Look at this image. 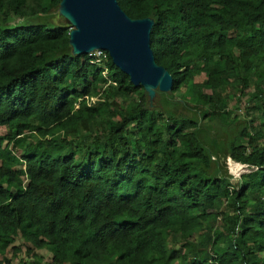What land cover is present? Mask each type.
I'll list each match as a JSON object with an SVG mask.
<instances>
[{
  "label": "trees",
  "instance_id": "trees-1",
  "mask_svg": "<svg viewBox=\"0 0 264 264\" xmlns=\"http://www.w3.org/2000/svg\"><path fill=\"white\" fill-rule=\"evenodd\" d=\"M117 2L154 21L152 103L72 54L60 0H0V256L264 264V0Z\"/></svg>",
  "mask_w": 264,
  "mask_h": 264
},
{
  "label": "water",
  "instance_id": "water-1",
  "mask_svg": "<svg viewBox=\"0 0 264 264\" xmlns=\"http://www.w3.org/2000/svg\"><path fill=\"white\" fill-rule=\"evenodd\" d=\"M58 14L72 27L68 43L73 55L107 51L130 82L143 87L150 103L157 90H172L171 75L155 63L150 47L152 19L129 18L117 0H61Z\"/></svg>",
  "mask_w": 264,
  "mask_h": 264
},
{
  "label": "rangeland",
  "instance_id": "rangeland-1",
  "mask_svg": "<svg viewBox=\"0 0 264 264\" xmlns=\"http://www.w3.org/2000/svg\"><path fill=\"white\" fill-rule=\"evenodd\" d=\"M15 21V23H17ZM49 22L52 24L63 23L64 21L57 15H53ZM202 78L199 79L201 81ZM5 128H0V135L5 134ZM227 173L233 177V179L238 180L240 175L249 171L247 167L235 164L232 160L226 159L225 161ZM14 249L11 247L7 250L4 256H0V262L9 264H52L51 257L46 250L37 251L35 256L32 253L27 254V245L21 240L17 239L15 241Z\"/></svg>",
  "mask_w": 264,
  "mask_h": 264
},
{
  "label": "clouds",
  "instance_id": "clouds-1",
  "mask_svg": "<svg viewBox=\"0 0 264 264\" xmlns=\"http://www.w3.org/2000/svg\"><path fill=\"white\" fill-rule=\"evenodd\" d=\"M61 1V0H60ZM118 3V2H117ZM57 12H58V9H57ZM59 15V14H58ZM61 17V16H60ZM62 18V17H61ZM63 19V18H62ZM144 19V18H143ZM65 20V19H64ZM133 20H137V19H133ZM66 21V20H65ZM154 22V21H153ZM66 23H68L67 21H66ZM154 24V23H153ZM68 25H69V23H68ZM70 26V25H69ZM153 27V26H152ZM71 29H72V27L70 26V31H71ZM69 31V32H70ZM69 41V40H68ZM70 46V45H69ZM71 48V47H70ZM71 52H72V50H71ZM82 55H87L88 57H89V59H90V63L92 64V65H94V66H96V67H98L101 71H102V76L104 77V78H106L107 79V77H108V68H107V62H108V59H110V61H111V63L113 64V62H112V60H111V58H110V56H109V54H108V52L107 51H105V50H103V49H95V50H93V51H91L90 53H88V54H82ZM74 56H81V55H74ZM154 56V55H153ZM155 61V60H154ZM156 63V62H155ZM113 66H115L114 64H113ZM159 66V65H158ZM120 72H122L117 66H115ZM166 70V69H165ZM167 71V70H166ZM124 75H126L124 72H122ZM170 74V73H169ZM127 77H128V75H126ZM172 77V76H171ZM128 79H129V77H128ZM172 81H173V79H172ZM129 82H130V80H129ZM131 83V82H130ZM132 84V83H131ZM133 85V84H132ZM134 86V85H133ZM135 87H139V86H135ZM140 87H142V86H140ZM143 88V87H142ZM158 91V90H157ZM156 91V92H157ZM156 97V96H155ZM85 99H87V97H84ZM155 99V98H154ZM94 101H95V98H90V102H92V103H94ZM154 101V100H153ZM229 159V158H228ZM235 163V162H234ZM236 165L238 164V163H235ZM240 165V164H239ZM240 166H243V167H246L245 165H240ZM240 178H238V180H239Z\"/></svg>",
  "mask_w": 264,
  "mask_h": 264
}]
</instances>
